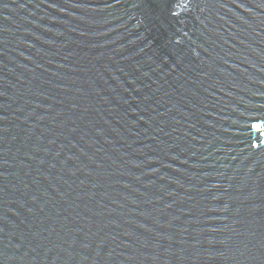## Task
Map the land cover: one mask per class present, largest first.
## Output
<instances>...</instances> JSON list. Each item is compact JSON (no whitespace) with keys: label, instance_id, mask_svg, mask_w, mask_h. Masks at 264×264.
Listing matches in <instances>:
<instances>
[{"label":"water","instance_id":"water-1","mask_svg":"<svg viewBox=\"0 0 264 264\" xmlns=\"http://www.w3.org/2000/svg\"><path fill=\"white\" fill-rule=\"evenodd\" d=\"M0 264H264V0H0Z\"/></svg>","mask_w":264,"mask_h":264}]
</instances>
